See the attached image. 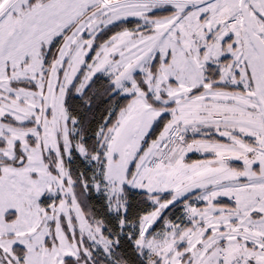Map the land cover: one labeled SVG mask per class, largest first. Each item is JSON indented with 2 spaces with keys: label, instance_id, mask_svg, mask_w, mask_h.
<instances>
[{
  "label": "snow or ice",
  "instance_id": "1",
  "mask_svg": "<svg viewBox=\"0 0 264 264\" xmlns=\"http://www.w3.org/2000/svg\"><path fill=\"white\" fill-rule=\"evenodd\" d=\"M0 264H264V0H0Z\"/></svg>",
  "mask_w": 264,
  "mask_h": 264
}]
</instances>
